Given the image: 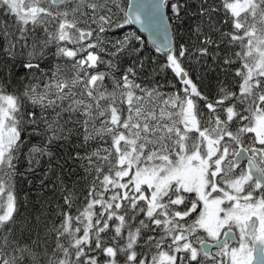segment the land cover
<instances>
[{"label":"snow or ice","instance_id":"1","mask_svg":"<svg viewBox=\"0 0 264 264\" xmlns=\"http://www.w3.org/2000/svg\"><path fill=\"white\" fill-rule=\"evenodd\" d=\"M0 264H264V0H0Z\"/></svg>","mask_w":264,"mask_h":264}]
</instances>
